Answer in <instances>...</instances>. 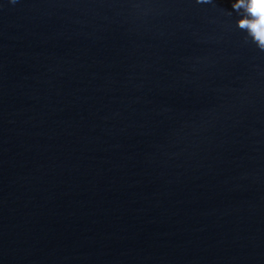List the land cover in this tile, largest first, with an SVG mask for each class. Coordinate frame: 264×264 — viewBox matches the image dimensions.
<instances>
[{
  "label": "water",
  "instance_id": "1",
  "mask_svg": "<svg viewBox=\"0 0 264 264\" xmlns=\"http://www.w3.org/2000/svg\"><path fill=\"white\" fill-rule=\"evenodd\" d=\"M233 2L0 0V264H264Z\"/></svg>",
  "mask_w": 264,
  "mask_h": 264
},
{
  "label": "clouds",
  "instance_id": "2",
  "mask_svg": "<svg viewBox=\"0 0 264 264\" xmlns=\"http://www.w3.org/2000/svg\"><path fill=\"white\" fill-rule=\"evenodd\" d=\"M234 9L240 11L237 27L258 47L264 50V0H234Z\"/></svg>",
  "mask_w": 264,
  "mask_h": 264
}]
</instances>
